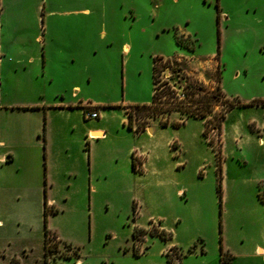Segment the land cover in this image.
<instances>
[{"label":"rangeland","instance_id":"1","mask_svg":"<svg viewBox=\"0 0 264 264\" xmlns=\"http://www.w3.org/2000/svg\"><path fill=\"white\" fill-rule=\"evenodd\" d=\"M24 1L14 8L11 0H5L6 14L0 22L4 31L8 13L16 14L19 5L26 11L24 26L40 27L36 0ZM44 4L42 17L54 12L49 25L57 38L59 29H70L64 31L70 53L80 51L79 42L91 52L99 42L103 49L91 58L86 52L80 55L79 63L60 82L43 76L32 80L8 64L10 74L0 82L5 101L24 99L13 96L17 90H31L32 98L41 99L47 83L46 96L52 100L59 84L69 93L67 100L97 101L100 109H109V122L118 123L124 106L151 101L157 55L162 58L156 63V79L169 81L180 96L174 99L164 92L158 109L134 108V122L147 125L165 118L177 122L193 112L203 113L213 140L204 134L200 118L191 117L180 126L160 125L155 139L163 183H157L154 173L138 178L132 174V162L130 167L121 162L113 177L96 181L97 189L46 193L54 198L49 204L47 200L48 228L60 236L59 248L49 254L48 264H78V260L81 264H177V256L181 264H220L222 247L236 254L253 250L256 242L264 243V144L259 142L264 139V106L244 104L264 99V0H44ZM84 8L90 12H82ZM100 30L107 32L106 39H99ZM29 47L33 51L35 46ZM82 79L87 87L71 97L73 86ZM223 93L235 102L230 110ZM212 94L219 100L209 105L207 97ZM219 119L220 129L210 131ZM113 138L107 142L109 153L124 144L122 139L136 140L132 135ZM100 155L102 166L107 167ZM219 164L223 166L222 198ZM41 195L23 194L21 200L38 205ZM17 198L12 195L10 203L6 199L7 212L22 208ZM37 205L31 225L5 218L0 233L12 234L14 241L33 239L34 253L42 257L46 221L44 203ZM40 264H47L46 254Z\"/></svg>","mask_w":264,"mask_h":264},{"label":"crops","instance_id":"2","mask_svg":"<svg viewBox=\"0 0 264 264\" xmlns=\"http://www.w3.org/2000/svg\"><path fill=\"white\" fill-rule=\"evenodd\" d=\"M43 1L36 0L35 19L40 26L38 29L30 30L24 26L22 18L26 11L20 5L16 14L10 16L8 13L6 31L3 29L4 25L0 24V82L10 74L8 64L14 65V70L18 74H25L32 80L33 77L43 76L49 82H60L69 74L72 65L79 63L77 58L80 55L85 52L90 58L93 54L100 55L103 49L101 42L91 52L78 41L80 51L76 50L75 54L70 53L69 43L65 42L68 40V33L64 32L70 29H59L60 38L55 36L49 25L54 12L48 11L42 17L46 7ZM19 2L21 4L25 1L11 0V6L16 8ZM5 7V0H0V22L6 14ZM81 11L89 13L90 9L84 8ZM107 35V32L99 31L100 40L106 39ZM31 39L34 41L31 42ZM31 44L35 46L33 51L29 47ZM76 45L74 44V47ZM41 59L43 70L40 68ZM89 81H92L91 76ZM87 85L84 79L82 83L75 84L70 92L71 97H77ZM43 91V98L34 99L33 91L17 90L14 91V97L30 99L5 101V91L0 90V227L4 226L5 218L26 224L34 220L37 204L30 201L31 199H25L26 196L24 197L26 201L21 200V195L35 193L41 195L44 190V197L43 194L39 196V204L44 203L45 223L47 200L48 204L54 202V198H48L46 193L49 194L55 189H97L96 181H99L100 177H113L114 170L119 169L118 165L121 162L130 167L135 156H137V164L138 160L142 159L143 169L137 168L138 171L133 167L132 174L144 178L154 173L157 175V183L164 182V171L157 165L160 155L158 141L155 139L158 126H165L160 120L152 124L148 123L145 128H138L137 123L134 122L131 128L128 126L127 105L124 106V114L120 116L119 122L112 124L108 120L109 109L105 107L100 109L101 104L97 101L67 100L66 95L69 93L66 87H61L59 84L52 100L47 99L46 96L50 91L48 83L44 84ZM74 93L76 96H73ZM85 110H97L100 116L86 118ZM191 117L200 118L205 127V119L195 116L186 117L184 124ZM117 134L132 135L136 140L128 142L122 139L124 144L119 148L120 150L109 153L107 142L113 141V137ZM259 142L264 144V139L260 137ZM100 154L104 159L106 158L107 167L102 166ZM32 168L35 169L29 175ZM179 191L181 192L182 188H179ZM14 194L18 195L17 199L20 200L19 204L22 208L7 212L6 199L10 203ZM5 233L7 232L0 233V236L4 234L0 239V264H10L13 257H18L20 264H40L41 260H45L46 224L42 257L34 253L33 239L17 237L14 241L12 234ZM219 261L221 264V256ZM229 264H264V243L256 242L253 250L237 252Z\"/></svg>","mask_w":264,"mask_h":264},{"label":"trees","instance_id":"3","mask_svg":"<svg viewBox=\"0 0 264 264\" xmlns=\"http://www.w3.org/2000/svg\"><path fill=\"white\" fill-rule=\"evenodd\" d=\"M177 37V41L178 43H181L179 38H178V34H176ZM220 41V39H219ZM220 54V42H219V51L217 53V56H219ZM162 56H154V60H153V78H154V85L156 86L153 92V97L151 99L150 102H146V103H142V104H130L128 105L127 108V112H128V116H129V122H128V126L129 127H133L134 126V114H133V110L134 108H137L139 110H143V109H158L156 107H160L161 106V98L163 97V93L166 92L167 94H169L170 97L176 99L179 98V93L176 91V89H174L170 84H168V82H161L159 83L158 79H156L155 77V72H156V63L158 62L159 59H161ZM224 98L226 103H228L229 106V110L235 106V102L233 99H231L230 97H228L226 94H224ZM169 97V98H170ZM208 98V104L209 105H214L215 103H217V101L219 100V96L216 94H212L210 96L207 97ZM178 102V101H176ZM193 102L199 103L196 100H193ZM238 104H242V103H238ZM246 105H252V104H258V105H263L264 106V99H259V100H252L251 102L248 103H244ZM174 110L177 109V106H175L173 108ZM164 111V110H163ZM191 116H195V117H201L203 119H205V129H204V134L206 136H209V126L211 125L209 123V121L207 120V117L205 114L203 113H191ZM226 115H222V119H225ZM185 122V120L183 121H177V122H172V124L176 125V126H180L181 124H183ZM161 124L162 125H168L170 124V120L168 118L162 119L161 120ZM138 128H145L146 124L145 123H137ZM222 123H221V119H219V121L212 125V127H216L218 128V130L220 129ZM210 142H212L213 140L211 139V137H209ZM218 154H219V158H222V148L218 147ZM137 163H136V157H133V167L136 169ZM218 170H219V174H218V192L220 197L222 198L223 196V166L222 164H219L218 166ZM47 214H48V206H46V236H45V249H46V263L48 264V258H49V254L53 251V250H57L59 248V241L60 238H58V235L56 233H52L51 230L48 228V220H47ZM142 231H144V229H142ZM134 236H137V233L134 234ZM234 258V254L231 253L230 251H225L224 248L222 247L221 249V264H229L231 263V261ZM10 264H20V259L18 257H13L11 259V263Z\"/></svg>","mask_w":264,"mask_h":264},{"label":"built area","instance_id":"4","mask_svg":"<svg viewBox=\"0 0 264 264\" xmlns=\"http://www.w3.org/2000/svg\"><path fill=\"white\" fill-rule=\"evenodd\" d=\"M168 83L175 89V87H174V85H172L169 81H168ZM85 117L86 118H97V117H99L100 115V113H99V111H90V110H85ZM217 128L216 127H212V129L210 130V131H214V130H216ZM210 135H211V132H210V134H209V137H210ZM135 157H137V156H135ZM141 158V157H140ZM137 161V160H136ZM137 168L138 169H140V170H142L143 169V164H142V159H139L138 160V164H137ZM171 251H172V249H170L168 252H167V254L168 255H170L171 254ZM177 260H178V263L177 264H181L180 263V261H179V257L177 256ZM78 264H81V260H78ZM173 264H175V263H173Z\"/></svg>","mask_w":264,"mask_h":264},{"label":"water","instance_id":"5","mask_svg":"<svg viewBox=\"0 0 264 264\" xmlns=\"http://www.w3.org/2000/svg\"><path fill=\"white\" fill-rule=\"evenodd\" d=\"M149 130H151V128H149Z\"/></svg>","mask_w":264,"mask_h":264}]
</instances>
